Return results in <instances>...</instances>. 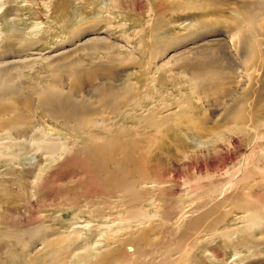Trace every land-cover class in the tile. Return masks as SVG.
Returning a JSON list of instances; mask_svg holds the SVG:
<instances>
[{"label": "rangeland", "instance_id": "rangeland-1", "mask_svg": "<svg viewBox=\"0 0 264 264\" xmlns=\"http://www.w3.org/2000/svg\"><path fill=\"white\" fill-rule=\"evenodd\" d=\"M3 1L0 61L17 63L6 73L24 89L0 105L4 122H27L49 82L91 107L67 120L39 106L35 138L14 129L17 157L0 164V264H264V60L244 97L241 70L255 66L243 64L247 43H231L263 0ZM105 91L122 97L101 102ZM45 123L71 154L39 153ZM92 133L114 148L95 150ZM230 180L245 190L226 199ZM249 208L262 226L246 228Z\"/></svg>", "mask_w": 264, "mask_h": 264}, {"label": "bare ground", "instance_id": "bare-ground-1", "mask_svg": "<svg viewBox=\"0 0 264 264\" xmlns=\"http://www.w3.org/2000/svg\"><path fill=\"white\" fill-rule=\"evenodd\" d=\"M5 8H6V6H5L4 1L0 0V12H3V10ZM263 13H264V0L259 2L258 4H255L253 9L250 8V9L247 10V16L245 17V20H246V23L248 24V29L242 26L241 28L236 30V32H234L232 37H231V43L233 45L235 44L236 41L248 44V46L250 48V51L248 50V54L244 53L245 55L244 54L242 55V57H243L242 60L244 61L243 64H245V63H247V64L248 63H253V65L255 66V68L249 70L248 67H245L246 65H244V67L241 70V74L240 75H242L243 79L242 78L239 79L238 83H239V86L242 85V84L245 85L246 89L243 91L244 92V94H243L244 97H246L250 92L253 91V89L257 85V82H259L258 78H260L259 77L260 76V72H258L259 69L257 67V63H259V62L261 63L262 60H264V58L262 57L263 40H262L261 35L259 34V30H260V26H261V23H260L261 20L260 19L262 17L261 14H263ZM38 28H40V27L38 26ZM6 39H9V35H8L7 31L4 30L2 24L0 23V45H2L3 42ZM202 56H204V55L202 54ZM28 59H33V57L25 58V60H28ZM41 59L44 60V61L46 60V58L42 57V56H41ZM21 60L22 59H19L18 61L21 62ZM11 62L9 60L0 61V105H2L3 103H6V102H8L10 104H13V103L17 104V102H16L17 100L15 99V97L17 96L16 98H18V93H20L21 91L24 90L22 88L23 86H21V84H18V83L14 84V82H15L14 78H13L14 73H15L14 70H12V72H14L13 75L8 73L10 69L15 68L17 66L16 62H14L15 65H13V63H11ZM7 64H9V65H7ZM57 64L59 65L61 63H57ZM3 65H6L5 68H2ZM49 66H52V64H49ZM7 70H8V72L6 73ZM17 70H20V73L22 71V69L19 68L18 66H17ZM230 72H232V71L230 70ZM71 74H72L73 78L74 77L76 78L75 72H73ZM200 79H204L205 80L206 77H201L200 75L192 76L190 78L191 84H193L194 86L197 87V83H198V81ZM12 81H14V82H12ZM263 82H264V80H263ZM100 93H101L100 101L101 102L104 101L105 103L109 102V101H107V99L109 100V98L122 97L120 94L113 93V92H112L113 93V95H112V93L110 91H109V93H111V94H108V91L107 92L105 91V93H103V92H100ZM63 94H64L63 91H61L59 89V86H58L57 83L49 82V83H46L45 85H41V87H39V90H37V92H36L37 99H38L39 102L37 100L34 101L36 109L35 110L33 109V110L29 111L28 115L25 116V119H26L27 122H25V121H22L20 123L17 122L14 125H11V124L7 125L4 122L5 120H4V118L2 117V114H1L2 113V108H0V127H1V130L4 128L3 129L4 133H0V164L1 163H5L8 160L17 157L16 156V150H15V147H14L13 144L16 143L17 141H22V138H21V140H20V138L17 140L16 136H20L21 135L22 137H26V135H28V133L30 132V133L34 134L33 138H35L37 136V134H39L38 130H37L38 129L37 125H38V123L40 124V118H41L40 117V114H41L40 110L42 109V108H39V106L48 107L47 111H46L47 112L46 114L49 117L54 118V119H58V118L61 119L62 118V119H67V120H70L72 118L77 119L76 117H77V114L80 111V108L91 107L89 105L90 104L89 100H80L79 101L80 104L72 103V101H70V103L69 102H65L64 101V97L60 98V96L63 95ZM71 95H75V94L72 93ZM243 96H242V99H244ZM28 103L30 104L31 101H26L25 102V104H28ZM19 104H20V102H19ZM241 104L242 105H240V107H245V108L248 107L249 108L248 99H244L243 101H241ZM43 109L46 110L45 108H43ZM232 114L234 115L235 112H233ZM34 118L38 119L39 122L38 123L34 122V120H35ZM75 119H73V120H75ZM45 124L47 126L45 125V126L41 127L42 131L39 129L40 132H42V133L44 132L45 133L44 136L42 138H40V139H34L33 140V143L37 146V150H39V153H42V154L45 153L46 154V156H45L46 158H51L53 160L54 159L57 160L59 158H64V157L68 156L69 154H71L73 152V150H74V147L69 145V142L62 138L63 135L61 133L58 134L59 135L58 137H55L54 136L55 135L54 132H52V130L49 129L50 124L49 123H45ZM21 128L24 129V130H21L22 134H20V132H21L20 131L19 132L20 135H17L18 134V130L15 133L14 131H16V130H14V129H21ZM91 137L93 139H95V141H96V142H94L95 145H92L93 147L96 148L95 150H97V149H99V151L102 150V149L105 150V147H107V146H110V147L113 146V148H114L115 141L110 140V138L105 141L97 133L96 134L92 133ZM46 163L48 164V163H50V161H46ZM249 164L252 167L256 166L253 162H250ZM249 164H248V167L242 168V170L244 171L247 168H249L250 167ZM242 170H241L240 174H242V172H243ZM245 176L247 177V175H245ZM248 177H249V174H248ZM244 188H245V183L244 182L243 183H238V182L236 183V180H232V181L230 180V181L226 182L225 184H223L222 193H223V196L228 197L226 199H229L231 192H234L235 190H240L241 191V189L245 190ZM225 192H228L230 194L229 195H227V194L224 195ZM225 201H227V200H225ZM247 210L250 212L251 217L248 218V215L245 214V216L240 218V219L245 220V222L246 221L248 222V225H247L246 228L247 229H253V228H257L259 226H262L263 222H261V218L263 216L258 214L257 211H256V214L254 212H251L253 210L251 208H249ZM201 211H202V209H201ZM197 212H200V211L198 210ZM195 213L196 212H192V211L189 212V214H195ZM189 214H187L186 218L184 217L185 215L182 216L180 221L175 224V227L180 229L183 226V224L187 221V218H188ZM135 222H136L135 218H130L127 221V224L129 223V224L133 225V224H135ZM142 222H140V223H142ZM112 227H114V226H112ZM133 227H136V225L135 226L134 225L130 226V228H133ZM86 228H88V227H86ZM79 231L80 230H76L75 231V237H77V238H80L82 236V235H80ZM132 235H133V233H132ZM64 240L65 241H68V240L70 241L71 237H64ZM183 240H186V239H183ZM98 244L99 243L95 244L94 247H98ZM183 246L185 248H189V243L183 244ZM131 261H129L128 263H130ZM133 263H135V261H133ZM130 264H132V262Z\"/></svg>", "mask_w": 264, "mask_h": 264}]
</instances>
